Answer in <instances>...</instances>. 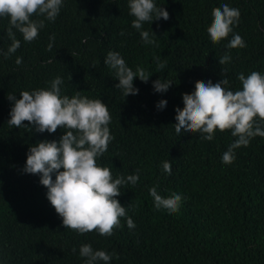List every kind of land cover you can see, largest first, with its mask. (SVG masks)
Masks as SVG:
<instances>
[{
	"label": "trees",
	"instance_id": "obj_1",
	"mask_svg": "<svg viewBox=\"0 0 264 264\" xmlns=\"http://www.w3.org/2000/svg\"><path fill=\"white\" fill-rule=\"evenodd\" d=\"M169 13L144 28L156 34L154 45L141 42L131 26L128 0H64L54 22L45 20L38 37L26 42L13 29L20 47L9 58L0 56V261L3 264H83L79 247L113 254L111 264H264V137L235 149V160L221 156L235 137L216 131L212 141L198 133L178 136L176 109L196 84L225 76L227 87H241L237 75L264 72V0H156ZM223 4L240 10L233 31L246 47L228 49L232 34L218 44L208 36L212 14ZM33 19L43 17L33 16ZM8 17H0V49L7 51ZM123 32V35L121 33ZM55 36L48 49L49 36ZM108 51H117L133 70L150 73L147 83L134 77L137 95L123 96L113 71L104 64ZM226 52L231 61L220 65ZM23 63L17 65L16 57ZM166 62L159 70L155 58ZM61 76L63 94L101 99L111 115L114 137L98 163L113 176L140 173L135 185L122 187L119 202L135 222L126 218L110 236L96 231L79 234L65 228L45 196L39 175L23 172L30 144L58 139L64 129L40 133L34 128L10 126L7 98L21 90L47 87ZM174 80L166 93H156L152 81ZM161 99L167 108L156 109ZM23 123L28 124L27 121ZM171 163L172 175L162 172ZM159 185L161 195L181 193L179 212L157 210L149 188ZM76 248V252L72 249Z\"/></svg>",
	"mask_w": 264,
	"mask_h": 264
},
{
	"label": "clouds",
	"instance_id": "obj_2",
	"mask_svg": "<svg viewBox=\"0 0 264 264\" xmlns=\"http://www.w3.org/2000/svg\"><path fill=\"white\" fill-rule=\"evenodd\" d=\"M63 4L64 0H0V17H8L7 34L11 40L7 51L0 49V56L7 59L20 47L21 41L13 29L24 41L31 42L45 27V20H56ZM161 5H157L156 0H128L129 15L134 17L131 26L139 32L145 45L156 43V34L150 27L146 30L145 23L149 26L154 20L169 18L168 11ZM33 16L43 19H33ZM239 19L238 8L223 4L215 9L207 33L211 42L218 44L232 34L226 48L246 47L244 39L233 31ZM49 41L47 47L51 50L54 34L49 36ZM231 59L228 52L218 58L220 65ZM155 60L159 70L166 67V62L159 57ZM15 63L21 65L23 58L16 57ZM104 64L113 71L117 80L114 87L120 89L124 97L139 93L134 77L147 83L151 75L140 66L133 70L117 51H108ZM237 79L241 83L237 90L227 87L226 76L215 83L208 79L196 84L192 94L183 95L184 108L176 109L174 121L178 136L195 132L207 141L215 138L216 131L230 130L235 139L222 153L221 160L225 164L235 160V149L248 146L256 136L264 137V72L251 71L247 75L241 72ZM47 83V87L21 90L19 98L15 93L7 95L12 102L7 120L10 126L31 127L40 133H54L58 127L64 129L58 139L39 140L28 146L23 172L39 175L40 184L46 188L45 196L65 228L79 234L96 231L101 236H110L114 228L121 226L120 218H126L127 227L134 229V220L117 197L122 187L135 186L140 181L139 170L114 177L111 168L97 162L114 138L109 128L111 115L107 105L101 99L81 95V91L76 90L71 96L63 94L61 76ZM173 83L174 80L160 77L152 81V87L156 93L163 94ZM167 104V100L161 99L156 109L163 111ZM162 172L172 175L171 163H164ZM149 194L157 210H165L169 215L179 212L185 199L178 192L168 197L161 195L159 185L149 188ZM72 251L76 252V248ZM79 256L84 258L83 264H111L113 259V254L93 249L90 243L80 245Z\"/></svg>",
	"mask_w": 264,
	"mask_h": 264
}]
</instances>
